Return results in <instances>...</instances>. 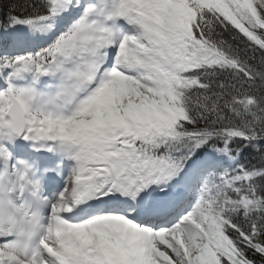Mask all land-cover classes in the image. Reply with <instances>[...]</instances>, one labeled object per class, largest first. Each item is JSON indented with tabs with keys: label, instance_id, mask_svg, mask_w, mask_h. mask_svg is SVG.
<instances>
[{
	"label": "snow or ice",
	"instance_id": "snow-or-ice-1",
	"mask_svg": "<svg viewBox=\"0 0 264 264\" xmlns=\"http://www.w3.org/2000/svg\"><path fill=\"white\" fill-rule=\"evenodd\" d=\"M0 264H264V0H0Z\"/></svg>",
	"mask_w": 264,
	"mask_h": 264
}]
</instances>
